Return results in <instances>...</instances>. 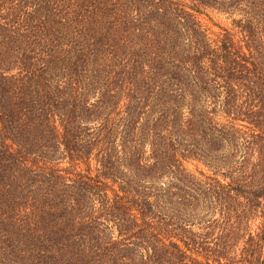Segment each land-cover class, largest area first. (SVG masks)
<instances>
[{"label": "trees", "instance_id": "16d2710c", "mask_svg": "<svg viewBox=\"0 0 264 264\" xmlns=\"http://www.w3.org/2000/svg\"><path fill=\"white\" fill-rule=\"evenodd\" d=\"M0 264H264V0H0Z\"/></svg>", "mask_w": 264, "mask_h": 264}, {"label": "rangeland", "instance_id": "374dc122", "mask_svg": "<svg viewBox=\"0 0 264 264\" xmlns=\"http://www.w3.org/2000/svg\"><path fill=\"white\" fill-rule=\"evenodd\" d=\"M197 18L211 34L219 32L224 26H229V19L216 10L206 9L202 13H197ZM62 165L66 166L67 163H63ZM184 166L190 173L198 178L213 175V171L200 160H185Z\"/></svg>", "mask_w": 264, "mask_h": 264}]
</instances>
